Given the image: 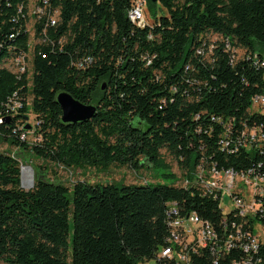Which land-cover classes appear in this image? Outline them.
I'll list each match as a JSON object with an SVG mask.
<instances>
[{
    "label": "trees",
    "instance_id": "obj_1",
    "mask_svg": "<svg viewBox=\"0 0 264 264\" xmlns=\"http://www.w3.org/2000/svg\"><path fill=\"white\" fill-rule=\"evenodd\" d=\"M134 2L0 0V141L66 167L148 165L174 181L67 187L36 165L34 184L24 189L18 157L0 152V264L156 260L172 203L180 218L194 212L217 232L223 228L218 199L191 184L199 165L236 172L261 165L264 173V152L243 146L249 137L242 135L244 127L264 129V114L249 111L251 98L264 92L253 62L256 52L264 55V0H145L161 14L144 26L128 17ZM32 4L45 10L33 14L29 85L27 70L14 72L13 63L29 56ZM51 10L57 15L46 26ZM242 48L246 59L234 53ZM62 90L95 104V116L62 123L55 99ZM29 93L40 137L33 143L20 138L29 133L28 107L13 115L6 107ZM257 219L264 223L263 215Z\"/></svg>",
    "mask_w": 264,
    "mask_h": 264
},
{
    "label": "built area",
    "instance_id": "obj_2",
    "mask_svg": "<svg viewBox=\"0 0 264 264\" xmlns=\"http://www.w3.org/2000/svg\"><path fill=\"white\" fill-rule=\"evenodd\" d=\"M144 6L145 0H135L128 12L129 19L138 26L151 23L145 15ZM33 8V14H42L45 10L40 6ZM51 11H48L46 26L53 24V18L57 15L54 10ZM42 32L46 33V29L43 28ZM210 39L215 40V36ZM42 40L44 39L40 41ZM224 49L229 53L227 46ZM197 52L201 51L198 49ZM242 59H246L244 48ZM253 62L263 72L264 78V55L260 56L256 52ZM13 64L14 72L24 73L22 56L17 57ZM29 94L25 102L14 99L7 104L8 111L13 115L28 107ZM249 111L264 114V92L251 98ZM2 121L0 117V123ZM225 127L230 129L228 124ZM242 135L249 137L243 146L264 152L263 128L244 127ZM20 138L26 140V132L22 133ZM223 144L226 147L228 141H223ZM259 167L261 165L236 172L232 169H218L214 164L207 168L199 165L191 184L197 186L204 194L218 199V207L223 213V228L217 232L210 221L194 219V212L188 214V219H180L177 205L172 203L169 215V242L159 249L156 261L164 259L171 264H264V223L257 219L258 214L264 216V173L258 170ZM24 175L26 179L23 180L26 181L28 177ZM179 183L190 184L188 180L181 179L178 180L177 184ZM231 214L233 216L228 223Z\"/></svg>",
    "mask_w": 264,
    "mask_h": 264
},
{
    "label": "rangeland",
    "instance_id": "obj_3",
    "mask_svg": "<svg viewBox=\"0 0 264 264\" xmlns=\"http://www.w3.org/2000/svg\"><path fill=\"white\" fill-rule=\"evenodd\" d=\"M145 14L148 16V21H152V15L157 13V16L161 14V10L159 7L156 8V12L153 9H149L145 4ZM33 5L30 8V20L28 23V29L30 30V37H31V46L29 49V56L27 57L26 61V70L28 72V81L29 85L32 84V44L34 43L33 37ZM210 38H214V36H210ZM189 45L186 47L188 48ZM187 50V49H186ZM237 58L240 57L241 52L236 50ZM28 103V113L26 115V123L30 126V129H27L29 133H27V141L33 143L37 140H40L38 134L34 132V127L36 125V117L31 111V95L29 94V98L27 100ZM0 152L11 153L14 156L18 157L20 162V171L21 167L26 168V166H36V165H46L47 167V177L52 181H58L63 183L67 187H72L77 181H84L88 183H118L121 182L123 184H144L146 182H158V183H165V184H173L174 181H169L161 175L163 170L152 168L148 165L144 167H139L138 169L134 170L128 166H120V165H109L106 169L94 168L87 165H80V166H70L66 167L61 164H57L52 161L48 160H41L36 158L34 155H29L26 152H21L17 147L11 146L9 144H5L0 141ZM166 160L171 164V171L175 173L177 176L180 175L178 169L175 166V163L169 158L166 157ZM26 165V166H25ZM29 169V168H28ZM31 171V170H30ZM31 177L33 178L34 184V172L33 169L31 171ZM24 177H21V182L24 189L26 187V181L23 180ZM31 178V179H32ZM28 179V178H27ZM138 264H156L155 258H151L149 260H144L139 262Z\"/></svg>",
    "mask_w": 264,
    "mask_h": 264
},
{
    "label": "water",
    "instance_id": "obj_4",
    "mask_svg": "<svg viewBox=\"0 0 264 264\" xmlns=\"http://www.w3.org/2000/svg\"><path fill=\"white\" fill-rule=\"evenodd\" d=\"M156 2L157 0H151ZM104 86V85H103ZM56 102L61 109V122L66 124H74L79 122H85L95 116L97 111V106L95 104H85L75 99L69 92L62 90L56 94ZM25 129H30L29 125L25 126ZM26 166V165H25ZM28 167L31 171L32 168ZM21 180V171H20ZM33 181V178H32ZM21 186L22 182L20 181ZM33 183L27 187L31 188Z\"/></svg>",
    "mask_w": 264,
    "mask_h": 264
},
{
    "label": "bare ground",
    "instance_id": "obj_5",
    "mask_svg": "<svg viewBox=\"0 0 264 264\" xmlns=\"http://www.w3.org/2000/svg\"><path fill=\"white\" fill-rule=\"evenodd\" d=\"M234 53L236 54V58H237V53H236V50H234ZM233 53V54H234ZM242 55V54H241ZM241 55H240V57H241ZM22 60H23V70L24 71H26V61H27V57H22ZM22 171H23V175H22V177H24L23 179H26V177H25V175L24 174H26V176L28 177V179L26 180V186L28 187L29 185H31L32 183H33V181H32V177H31V171H30V169H28V167H26V168H23L22 169ZM180 185H183V186H187V184L186 183H179ZM169 215V214H168ZM182 215V214H181ZM182 217V216H181ZM180 219H188V214L184 217V218H180ZM194 219H196V220H201V218H199L195 213H194ZM167 241H166V243H168L169 242V234H168V237H167V239H166Z\"/></svg>",
    "mask_w": 264,
    "mask_h": 264
}]
</instances>
